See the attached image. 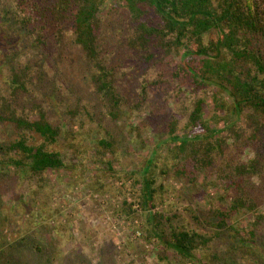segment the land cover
<instances>
[{
    "label": "trees",
    "instance_id": "1",
    "mask_svg": "<svg viewBox=\"0 0 264 264\" xmlns=\"http://www.w3.org/2000/svg\"><path fill=\"white\" fill-rule=\"evenodd\" d=\"M0 5L2 21L15 16L11 24L32 26L31 51L43 49L53 60L67 44L78 48L109 124L124 112L148 111L134 129L140 140L151 125L162 135L160 146L173 145L176 162L160 172L164 179L186 178L197 186L202 172L217 176L223 192L207 208L188 209L198 221L189 228L174 224V215L152 213L164 185L157 180V151L145 160L138 181L147 211L143 231L171 252L161 259L264 264V0H0ZM0 46V123L20 132L15 141L0 142V173L35 180L39 202L49 198L46 174L67 166L53 146L74 132L30 96L33 86L45 83L33 77L31 59ZM166 55L181 56L179 63L164 68ZM84 101L78 96L69 109L64 105L74 120L89 114ZM211 101L215 112L209 116ZM105 132L97 152L115 156L118 138ZM247 149L252 156L246 160ZM113 163L108 161L111 172ZM242 211L245 224L239 227L235 216ZM57 257L35 233L0 241V264H56Z\"/></svg>",
    "mask_w": 264,
    "mask_h": 264
},
{
    "label": "rangeland",
    "instance_id": "2",
    "mask_svg": "<svg viewBox=\"0 0 264 264\" xmlns=\"http://www.w3.org/2000/svg\"><path fill=\"white\" fill-rule=\"evenodd\" d=\"M2 15L0 10V45L6 52L22 51L24 61L31 59V65L35 67L33 77L37 81L39 77L45 80V83L38 84L40 86L32 87L30 96L43 103L53 121L71 124L75 134H64L53 146L54 150L62 153L67 166L46 174L44 193L49 195L48 199L37 197L39 202H36L32 191L35 180L31 183L29 178L20 174L7 176L0 173V241L35 233L57 251L56 264H77L84 258L89 264H199L197 261L180 262L173 257L171 260L161 259V255H170L171 252L157 243V239L150 241L144 236L147 211L142 209L140 201V170L145 160L157 151V172L160 174L157 180L164 186L158 190L152 213L174 215V224L189 228L196 227L198 221L191 217L188 209L207 208L217 193L223 192L217 176L202 172L197 186L186 178L174 176L164 179L160 172L176 162L175 151L171 150L173 145L166 143L160 146L162 135L151 125L143 129L140 140L134 129L148 116V111L133 115L124 112L116 122L109 124L108 118L102 116L107 109L100 104L96 94L92 95L93 88L86 68L79 60L78 48L67 44L50 60L43 49L31 51V25L25 30L11 24L15 22V16L4 22ZM180 57L163 56V67L170 68V63L178 64ZM146 66H143L145 70ZM136 86L137 81L129 87L132 93ZM78 96L85 98L83 103L90 110L89 114L82 113L74 120L67 110ZM169 104L176 107L175 100L171 99ZM208 109L211 112L209 116H212L215 112L212 101ZM212 127L217 129L214 123ZM106 130L118 138L115 156L107 154L102 157L97 152L102 149L98 145ZM184 133L187 134L186 131ZM19 135L14 124L0 123V142L15 141ZM164 138L169 139V135ZM142 141L147 145L143 146ZM251 156L252 149H247L244 158L247 160ZM110 159L114 161L112 172L108 164ZM244 214L242 211L235 216L239 227L245 224Z\"/></svg>",
    "mask_w": 264,
    "mask_h": 264
}]
</instances>
